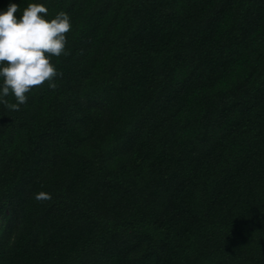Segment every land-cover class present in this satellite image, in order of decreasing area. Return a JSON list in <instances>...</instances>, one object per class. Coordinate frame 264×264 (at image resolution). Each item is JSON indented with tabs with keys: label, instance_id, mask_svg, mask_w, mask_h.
<instances>
[{
	"label": "trees",
	"instance_id": "1",
	"mask_svg": "<svg viewBox=\"0 0 264 264\" xmlns=\"http://www.w3.org/2000/svg\"><path fill=\"white\" fill-rule=\"evenodd\" d=\"M9 3L72 27L0 105V264H264V0Z\"/></svg>",
	"mask_w": 264,
	"mask_h": 264
},
{
	"label": "clouds",
	"instance_id": "2",
	"mask_svg": "<svg viewBox=\"0 0 264 264\" xmlns=\"http://www.w3.org/2000/svg\"><path fill=\"white\" fill-rule=\"evenodd\" d=\"M19 6L9 3L0 11V105L10 111H19L27 103V93L45 82L55 89L54 78L61 76L50 62L51 57L67 56L66 34L71 30L70 17L64 11L45 19L48 9L38 3H29L17 18ZM44 14V15H42ZM9 94L15 103L5 99ZM51 194H35L38 202L51 200Z\"/></svg>",
	"mask_w": 264,
	"mask_h": 264
},
{
	"label": "rangeland",
	"instance_id": "3",
	"mask_svg": "<svg viewBox=\"0 0 264 264\" xmlns=\"http://www.w3.org/2000/svg\"><path fill=\"white\" fill-rule=\"evenodd\" d=\"M0 224H1V218H0Z\"/></svg>",
	"mask_w": 264,
	"mask_h": 264
}]
</instances>
